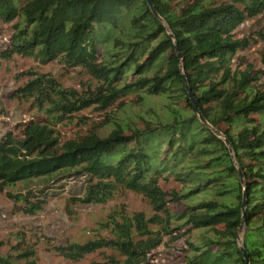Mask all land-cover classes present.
<instances>
[{
	"label": "trees",
	"instance_id": "obj_1",
	"mask_svg": "<svg viewBox=\"0 0 264 264\" xmlns=\"http://www.w3.org/2000/svg\"><path fill=\"white\" fill-rule=\"evenodd\" d=\"M152 4L162 20L146 0H0V21L16 20L0 59L34 57L81 68L91 77L77 90L63 88L48 73L28 69L17 75L27 81L12 97L30 102L52 125L92 105L107 109L130 95L141 104L160 99L162 106L149 129L114 123L104 136L92 132L63 141L50 123L31 121L19 134L5 133L0 192L33 179L47 183L79 175L85 184L75 203L105 204L118 189L147 201L149 217L113 211L100 223L111 238L57 248L74 260L107 248L124 257L113 264H144L159 246L200 230L198 243L187 242V264H245L237 239L240 169L246 188L243 247L249 264H264V82H259L264 71L230 69L236 53L248 46L234 32L264 13V0ZM255 34L264 45V27ZM183 76L207 123L228 139L233 158L199 121ZM162 180L176 182L179 190L164 191ZM32 197H14L29 215L45 203L29 202ZM16 253L25 264H37L33 249ZM11 258L0 257V264H12Z\"/></svg>",
	"mask_w": 264,
	"mask_h": 264
},
{
	"label": "rangeland",
	"instance_id": "obj_2",
	"mask_svg": "<svg viewBox=\"0 0 264 264\" xmlns=\"http://www.w3.org/2000/svg\"><path fill=\"white\" fill-rule=\"evenodd\" d=\"M209 1L220 4L226 0ZM15 23L16 20L0 21V52L8 47ZM263 27L264 13L246 20L235 30V38L246 39L248 46L236 53L231 72L249 70L255 74L264 71V45L255 34ZM28 69L51 74L63 88L81 90L91 79L81 68L67 69L56 62L43 63L34 57L0 59V138L7 132L19 134L22 126L31 121L50 123L42 112L32 108L30 102L12 97L15 89L27 81V78L17 75ZM259 82H264V75ZM161 107L160 99H150L141 104L135 95H130L107 109L92 105L63 123L49 125L63 141L92 132L104 136L114 123L149 129L153 127L151 119ZM83 184V176L71 175L47 183L33 179L0 192V257L7 259L11 256L12 264H25L24 260L15 257L16 251L33 249L37 264H113L112 260L122 261L124 257L113 249L95 248L77 260L57 250L71 244L83 245L111 238V233L103 230L100 223L113 211L126 215L135 212H142L146 217L152 215L150 206L140 194L123 189H118L105 204L75 203L73 200L81 196ZM160 186L164 191L180 188L170 180H162ZM27 194L34 196L28 198L29 202L45 200L42 209L34 215L26 214L23 211L25 204L14 198ZM169 208L178 210L172 203ZM151 228L156 229L154 226ZM201 233L200 230L192 231L173 243L159 246L148 255L144 264H187L186 258L190 254L187 242L198 243ZM240 237H243V232Z\"/></svg>",
	"mask_w": 264,
	"mask_h": 264
},
{
	"label": "water",
	"instance_id": "obj_3",
	"mask_svg": "<svg viewBox=\"0 0 264 264\" xmlns=\"http://www.w3.org/2000/svg\"><path fill=\"white\" fill-rule=\"evenodd\" d=\"M147 1V5L149 6V9L151 11V13L153 14V16L159 20H162L159 15L157 14L156 10L154 9L153 7V4H152V0H146ZM177 57L179 59L182 58L181 54L180 53H177ZM182 81L183 83L185 84V90L187 92V96H188V99L190 100L193 108L195 109V112H196V116L198 117L199 121L206 125L208 128H211V126L207 123V121L205 120V118L203 117L201 111L199 110L198 108V104L193 96V93L191 91V89L189 88L188 84H187V80L185 78V76L182 77ZM212 129V128H211ZM214 134L216 136H218L225 144V146L227 147L231 157L233 158V153H232V146L231 144L229 143L228 139L226 137H224L220 131H217V130H214L212 129ZM238 173H239V179H240V182L241 184L243 185V196H242V208H241V211H242V216H241V225H240V229H239V233H238V236H237V239H238V246H239V250L242 254V257L244 259V262L245 264H249V256L246 252V250L244 249L243 247V241L240 237V234L244 231V225H245V208H246V188L244 187V179H243V174L241 173V170L238 169Z\"/></svg>",
	"mask_w": 264,
	"mask_h": 264
}]
</instances>
